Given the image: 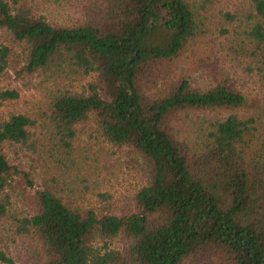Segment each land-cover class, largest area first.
Returning a JSON list of instances; mask_svg holds the SVG:
<instances>
[{"label": "trees", "instance_id": "obj_1", "mask_svg": "<svg viewBox=\"0 0 264 264\" xmlns=\"http://www.w3.org/2000/svg\"><path fill=\"white\" fill-rule=\"evenodd\" d=\"M22 250L264 264V0H0V264Z\"/></svg>", "mask_w": 264, "mask_h": 264}, {"label": "rangeland", "instance_id": "obj_2", "mask_svg": "<svg viewBox=\"0 0 264 264\" xmlns=\"http://www.w3.org/2000/svg\"><path fill=\"white\" fill-rule=\"evenodd\" d=\"M22 85L25 84L20 82ZM12 163L17 166L19 169H27L28 167V160L21 154L18 156H12ZM123 162H129L130 159L128 156L121 160ZM125 170V177L117 178V179H110V182H106L104 186H100L102 189H105L112 195V200L110 203V209L114 213H121L123 211L132 209V198L131 193L133 192V183L134 181L131 179L133 172L131 170ZM35 189H28V193L33 195ZM16 261V264H31V259L29 256L22 250L18 254L13 255Z\"/></svg>", "mask_w": 264, "mask_h": 264}]
</instances>
